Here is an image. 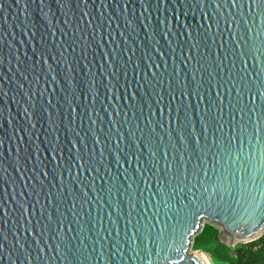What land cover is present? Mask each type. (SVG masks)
<instances>
[{
  "label": "water",
  "instance_id": "obj_1",
  "mask_svg": "<svg viewBox=\"0 0 264 264\" xmlns=\"http://www.w3.org/2000/svg\"><path fill=\"white\" fill-rule=\"evenodd\" d=\"M264 234V3L0 0V264H208Z\"/></svg>",
  "mask_w": 264,
  "mask_h": 264
},
{
  "label": "trees",
  "instance_id": "obj_2",
  "mask_svg": "<svg viewBox=\"0 0 264 264\" xmlns=\"http://www.w3.org/2000/svg\"><path fill=\"white\" fill-rule=\"evenodd\" d=\"M219 230L211 225L204 224L202 230L193 238V248L199 249L211 242H215L214 252L220 260L226 261L227 264H260L264 260V247L255 248V243L248 246H239L231 249L223 244L218 237ZM260 242L264 237H260Z\"/></svg>",
  "mask_w": 264,
  "mask_h": 264
},
{
  "label": "rangeland",
  "instance_id": "obj_3",
  "mask_svg": "<svg viewBox=\"0 0 264 264\" xmlns=\"http://www.w3.org/2000/svg\"><path fill=\"white\" fill-rule=\"evenodd\" d=\"M204 224H209V223H204ZM213 226H215L218 230L219 233L221 232V228L218 224H214L212 223ZM219 237V235H218ZM260 237H264V234H262L261 236L253 239V240H249L246 242H242V243H237L234 245L235 247H239V246H248L250 243H255V248H263L264 247V241L260 242L259 239ZM220 240V239H219ZM215 242H211L208 245H205L199 249H195L192 247V250L198 251L199 253H201V255L205 258L206 262L208 264H227L226 261L220 260L218 257H216L215 252H214V247H215ZM260 264H264V260L260 262Z\"/></svg>",
  "mask_w": 264,
  "mask_h": 264
},
{
  "label": "snow or ice",
  "instance_id": "obj_4",
  "mask_svg": "<svg viewBox=\"0 0 264 264\" xmlns=\"http://www.w3.org/2000/svg\"><path fill=\"white\" fill-rule=\"evenodd\" d=\"M260 3H264V0H260Z\"/></svg>",
  "mask_w": 264,
  "mask_h": 264
}]
</instances>
